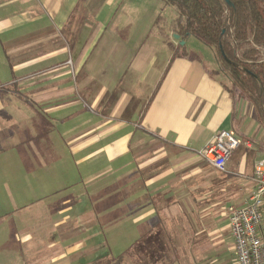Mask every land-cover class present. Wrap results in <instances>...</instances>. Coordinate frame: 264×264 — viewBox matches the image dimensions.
<instances>
[{
	"label": "crops",
	"instance_id": "0c3cea01",
	"mask_svg": "<svg viewBox=\"0 0 264 264\" xmlns=\"http://www.w3.org/2000/svg\"><path fill=\"white\" fill-rule=\"evenodd\" d=\"M158 12L0 0V264H155L172 229L213 231L220 202L244 206L264 127L212 50L163 36L157 18H175ZM220 130L242 141L226 174L201 156Z\"/></svg>",
	"mask_w": 264,
	"mask_h": 264
},
{
	"label": "trees",
	"instance_id": "16d2710c",
	"mask_svg": "<svg viewBox=\"0 0 264 264\" xmlns=\"http://www.w3.org/2000/svg\"><path fill=\"white\" fill-rule=\"evenodd\" d=\"M160 1L177 14L170 23L157 18L162 35L172 34L181 41L196 38L208 46L219 72L254 106L264 127V0H229L231 5L225 0ZM127 259L121 257L115 264Z\"/></svg>",
	"mask_w": 264,
	"mask_h": 264
},
{
	"label": "rangeland",
	"instance_id": "374dc122",
	"mask_svg": "<svg viewBox=\"0 0 264 264\" xmlns=\"http://www.w3.org/2000/svg\"><path fill=\"white\" fill-rule=\"evenodd\" d=\"M119 5L120 4H108L105 15L107 17H112ZM139 6L143 11L145 10V6L149 9H153V11H159L158 15L162 14L169 21L176 18L177 15L174 7L166 6L159 0H139ZM137 15H140V13L137 12ZM144 15L138 17H145ZM139 27L140 32L143 30V23H141V25L139 24ZM233 92L236 97L240 98L239 91L234 85ZM233 178L234 177L230 178L229 176L219 174L218 181L219 183L226 180L232 181L231 183L233 184L241 185L243 190L246 189V186L242 185L243 183L240 184L239 182H234ZM233 188H235V186H233ZM234 208H237L235 202L225 200L219 203V206L213 211V231H210V229H204L200 235H195L196 232L198 233L197 229H193V231L187 230L185 233L186 235L184 236L180 229H172L168 234L167 240L169 241L167 242L164 240L166 242L163 247L159 245L154 248L155 252L153 253V257H155V264H239L228 219L229 210ZM210 232L213 234L210 235ZM123 248L127 247H119L117 250L119 251ZM160 252L163 254L161 255ZM160 255L164 257V260L168 259V261L161 262L156 259L157 257H160ZM14 264L36 263L18 262ZM107 264L111 263L109 262ZM123 264H129V262Z\"/></svg>",
	"mask_w": 264,
	"mask_h": 264
},
{
	"label": "built area",
	"instance_id": "2783aa9c",
	"mask_svg": "<svg viewBox=\"0 0 264 264\" xmlns=\"http://www.w3.org/2000/svg\"><path fill=\"white\" fill-rule=\"evenodd\" d=\"M242 141L231 131L220 130L201 156L221 174ZM254 187L244 206L229 210V224L239 264H264V157L255 165Z\"/></svg>",
	"mask_w": 264,
	"mask_h": 264
},
{
	"label": "water",
	"instance_id": "95a60500",
	"mask_svg": "<svg viewBox=\"0 0 264 264\" xmlns=\"http://www.w3.org/2000/svg\"><path fill=\"white\" fill-rule=\"evenodd\" d=\"M225 1H226L229 5H231L229 0H225ZM174 37H175V39L180 40V38H179L178 36H174ZM181 45H185V41H181Z\"/></svg>",
	"mask_w": 264,
	"mask_h": 264
}]
</instances>
